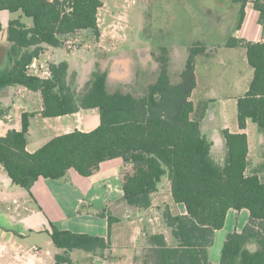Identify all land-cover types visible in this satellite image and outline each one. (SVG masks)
Wrapping results in <instances>:
<instances>
[{
    "label": "trees",
    "instance_id": "1",
    "mask_svg": "<svg viewBox=\"0 0 264 264\" xmlns=\"http://www.w3.org/2000/svg\"><path fill=\"white\" fill-rule=\"evenodd\" d=\"M103 5V0H0V31L3 10L20 11L33 19L32 26L21 19L8 24L11 68L0 71V93L15 85L40 92L44 117L94 108L100 113L95 129L55 136L34 152L27 149L30 121L29 114H23L21 130L0 136V165L14 183L30 190L40 177L60 180L72 168L88 177L99 171L103 162L122 158L130 165L122 172L123 199L130 207L150 209L153 194L167 176L174 202L183 203L187 209V214H174L166 207L163 220L169 233L148 234V248L135 256L133 264H213L209 248L215 232L225 226L231 208L248 209L250 221L243 232L228 234L221 260L215 264H264V178L258 171L247 172L248 134L224 130L226 155L222 163L217 162L212 156V141L202 132L198 115L194 117L196 107L191 96L197 86L196 57L206 53V46L198 43L190 49L177 82L163 58L157 79L140 94L111 90L108 72L103 69L95 70L88 88L77 93L67 81V61L51 63L47 78L30 72L45 45L59 47L84 30H91L99 38L98 14ZM255 5L264 31V0H256ZM244 15L243 9L239 25ZM241 44L254 74L248 91L238 98V125L245 130L252 121L264 134V41L231 38L226 45ZM96 214L109 221L107 237L52 225L51 238L60 250L53 264H75L71 256L74 249L107 259L112 224L118 218L108 206ZM251 241H256V250L248 248Z\"/></svg>",
    "mask_w": 264,
    "mask_h": 264
},
{
    "label": "crops",
    "instance_id": "2",
    "mask_svg": "<svg viewBox=\"0 0 264 264\" xmlns=\"http://www.w3.org/2000/svg\"><path fill=\"white\" fill-rule=\"evenodd\" d=\"M255 1L247 0L243 2V0H232V6L226 14L234 19L227 28L223 27V29L218 31H224L226 33L221 38V44L201 41L206 46L207 51L196 57L195 73L197 86L192 93L191 100L195 104L197 118L201 120L202 132L213 143L212 154L217 144L223 143L225 146L224 130H229L231 133L246 132L249 137L248 126L250 121H248L247 129L241 130L238 125V120L235 124L230 123L225 114L227 113L225 107L221 109L216 104L219 100L226 103L233 99L237 103L238 98L243 96L249 89L254 70L248 63L245 47L242 44L236 47H227L226 44L229 38L253 42L264 41L263 25L260 23V11L257 9ZM243 9L245 12L244 20L239 25ZM6 11L8 10L1 11L3 26L0 31V71L11 68V62L8 57L9 41L7 29L9 22L13 19H8L7 27L4 26L2 17ZM237 16H239L238 20ZM220 25L218 27H222L223 24ZM209 34H212V32L210 31ZM211 38L212 35L208 39ZM62 47H65L68 51L79 52L78 50L70 48L71 46H66L65 43L59 47L45 45L44 52L42 53L45 56L47 55L45 61L40 62V57L36 59L33 62L34 66H30V72L36 69L39 71L36 75L43 78L50 77L49 65L51 63L58 64L67 61L60 59L61 56H64L60 50ZM216 48L242 49L243 61L247 63L246 66H241L234 60L235 58L232 59L230 57L228 59L229 62L222 64V68L218 70L216 68L217 66H214L212 62L216 59L214 57L219 55L218 49ZM103 55L108 56L109 54L106 55V53H103ZM103 55L100 54L99 56ZM201 55L213 58L208 61V63H211L208 72L212 79L221 76L225 78V82L222 85H230L231 89L241 87V93L238 95L226 94L218 98L215 95L218 89L217 84L208 83L205 78L209 87L202 88L198 72V59ZM93 58L91 64L86 69L87 80L92 78V76H88L91 65L100 62L98 58L96 59L94 56ZM81 73L82 70L78 71L77 68L71 70L69 63L67 81L77 93L84 91L82 88L78 89V84L75 81V78L78 80L79 77L81 80L84 76ZM117 81L121 85L126 82L121 76L118 77ZM0 103L1 137L5 136L10 130H21L23 114H29L30 127L27 149L30 152L36 151L55 136L69 133L76 129L91 131L100 124V113L97 108L81 109L79 112L65 116L44 117L42 115L44 105L41 93L29 90L20 85L10 86L2 90L0 93ZM44 130L56 132V135L48 137V135H44ZM32 136L33 139L38 138L33 143H31ZM249 168L250 158L247 172H254ZM129 169L130 165L126 164L122 158H115L103 162L99 171L91 176H82L72 168L68 171L66 177L60 180L40 177L35 181L31 189L28 190L14 183L8 172L0 165V264H53L55 255L60 250L55 247L51 238L52 225L62 230L107 237L110 232L109 221L107 218L100 217L96 214L98 210L106 206L118 218L112 224V247L109 253L111 251L114 252V243L117 241L118 244L123 246L133 244V247L137 250L134 258L136 255L141 254L147 245L144 241L142 242V238L146 236L143 225L140 226L142 223L129 233L130 225L134 221H137L129 217V215L139 213L141 210L130 207L123 199L122 172ZM259 171L260 176H262V171ZM164 181L165 176L159 183L158 191L153 194L152 206L154 205L153 201L155 203V200H158L159 196H161V188L162 183H165ZM167 183L171 190L168 177ZM165 203L167 207H170L172 213L187 214V209L183 203L174 202L172 192L171 194L169 193V198H167V202L165 200ZM249 221L250 211L246 208L241 210L231 208L228 211L225 226L215 232L213 244L209 248V257L213 264L220 262L222 247L228 234L235 231L239 233L243 232ZM162 232L169 233V229L165 227ZM122 240L125 242H122ZM135 242L139 244H134ZM35 247L38 249H34ZM257 247L256 241H251L248 244L250 250H256ZM108 254L106 256L107 258ZM134 258L132 264L134 263ZM107 261V259H104V263ZM90 264H92V261H90Z\"/></svg>",
    "mask_w": 264,
    "mask_h": 264
},
{
    "label": "rangeland",
    "instance_id": "3",
    "mask_svg": "<svg viewBox=\"0 0 264 264\" xmlns=\"http://www.w3.org/2000/svg\"><path fill=\"white\" fill-rule=\"evenodd\" d=\"M103 2L104 5L98 14L101 36L97 38L91 30L80 31L64 40L66 46H71L70 48L79 52L68 51L65 47L60 49L64 55V58L61 56L60 59L67 60L71 70L74 68H77L78 71L82 70L81 75L84 76L81 80L80 77L78 80L75 78L78 89L86 90L90 84L91 78L87 80L86 69L94 59L93 56L100 62L91 65L88 76H92L93 72L98 69L107 70L111 90L121 89L135 94L142 93L149 83H153L157 79L164 63L163 58L168 61L171 78L177 82L185 68L190 49L198 43L204 45L201 41L221 44V38L226 33L218 31L223 27L227 28L234 19L226 14L232 6V0H103ZM2 18L5 27H7L8 19H21L27 26L33 25V19L20 11H6ZM238 19L239 16H237ZM219 23L223 24L222 27H218ZM210 31L212 34H209ZM210 35L212 38L208 39ZM218 52L219 55L212 61L218 70L222 68V64L229 62L230 57L235 58L234 60L243 67L247 64L243 61L242 49L221 48L218 49ZM103 53L109 55L104 56ZM100 54L103 56H99ZM46 57L47 55L42 54L39 61H45ZM212 59L206 55H201L198 59V72L202 88L209 87L207 80L208 83L217 84L218 89L215 95L218 98L226 94H240L241 87L231 89L230 85H222L225 78L219 76L212 79L210 77L208 69L211 63L208 61ZM38 72L36 69L31 70L33 74H38ZM119 76L126 81L123 85L117 81ZM216 105L221 109L225 107L227 112L225 114L230 123H237L238 110L234 99L226 103L219 100ZM196 116L197 112L194 113V117ZM43 133L48 137L56 135V132H51V130H44ZM248 133L251 149L249 169L251 171L258 169L259 175V170H261V175L264 178V134L259 126L252 121L249 122ZM37 139H33L32 136L31 143ZM225 155L226 145L217 144L212 155L214 159L222 163ZM164 182L162 183L161 196L155 200V203L153 201V210L151 207L148 210H141L139 213L129 215L137 220L130 225L129 233L140 223H142L140 226L143 225L146 236L142 238V242L147 244H145V249L148 248V234L162 232L166 227L163 213L167 207L165 200L167 202L169 193L171 194L167 176H165ZM122 242L125 241L122 240ZM134 244L139 243L135 242ZM114 245V252L111 251L105 255L106 257L108 254L106 263L82 249L72 250L71 256L75 264H90V261L92 264L100 261L102 264H132L137 251L133 244L123 246L116 241ZM138 264H141V261Z\"/></svg>",
    "mask_w": 264,
    "mask_h": 264
},
{
    "label": "built area",
    "instance_id": "4",
    "mask_svg": "<svg viewBox=\"0 0 264 264\" xmlns=\"http://www.w3.org/2000/svg\"><path fill=\"white\" fill-rule=\"evenodd\" d=\"M31 65H32V66H34V64H33V63H32ZM49 74L51 75V72H50V71H49ZM34 249H36V250H37L38 248H37V247H35Z\"/></svg>",
    "mask_w": 264,
    "mask_h": 264
}]
</instances>
